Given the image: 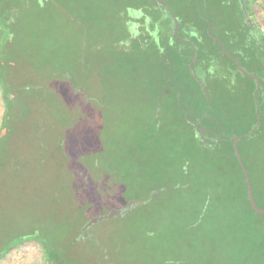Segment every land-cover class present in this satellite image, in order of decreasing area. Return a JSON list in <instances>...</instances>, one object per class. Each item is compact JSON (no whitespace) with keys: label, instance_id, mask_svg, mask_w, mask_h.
<instances>
[{"label":"rangeland","instance_id":"1","mask_svg":"<svg viewBox=\"0 0 264 264\" xmlns=\"http://www.w3.org/2000/svg\"><path fill=\"white\" fill-rule=\"evenodd\" d=\"M79 1L28 0L18 10L20 23L30 29L25 41L30 62L39 70L36 76L33 72L32 93L13 111L19 121L18 144L11 150L10 170L0 171V248L18 235L44 228L58 241V248L70 246V264H160L161 258L192 264L188 253L195 244L189 241V229L197 224L203 205V182L215 180L221 193L228 179L215 173L213 161L230 168L233 193L241 189L233 160L211 157L199 145L194 123L212 118L207 113L202 118L195 109L198 103L205 111L204 92L187 75L191 84L179 94L160 90L156 56L149 65L141 57L119 59L118 50L127 43L120 38L114 42L107 17L94 14L92 18L100 16L97 29L89 41L85 39L81 23L85 13ZM166 1L182 25L202 33L203 20H210L215 38H222L213 1L202 0L199 12L194 0ZM256 21L249 18L257 27ZM169 23L165 19V25ZM196 38L201 56L217 49L208 36ZM186 62L176 61L181 75L185 70L179 67ZM21 64L12 71V86L25 81ZM245 66L252 74V67ZM194 74L214 96L205 65L196 66ZM216 76L214 82L223 87L227 104L222 111L214 110L213 118L225 123L223 133L243 132L253 119L250 97L244 95L252 82L234 69ZM0 108L5 114L1 90ZM243 145L252 149L245 157L264 199V132ZM182 168L187 174H181ZM180 181L186 185L177 189ZM148 194L152 199L143 204ZM136 201L142 205L133 204L125 214L91 225ZM221 209L214 206L213 211ZM205 236L209 243L218 239L210 232ZM44 250L43 243L26 240L7 252L0 264H43Z\"/></svg>","mask_w":264,"mask_h":264},{"label":"trees","instance_id":"2","mask_svg":"<svg viewBox=\"0 0 264 264\" xmlns=\"http://www.w3.org/2000/svg\"><path fill=\"white\" fill-rule=\"evenodd\" d=\"M27 1L28 0H0V90L5 101V114L0 128V171L10 170L9 162L14 158L11 150L18 142L16 141L18 138L16 134L18 132L16 131L19 129V121L13 115V111L18 107L17 102L21 103L19 100L24 99L26 95L32 93L33 88L31 86L34 85L32 82L33 74L39 70L30 62L26 50L25 41L28 35H31L30 29L26 22L20 23V19L18 18V10ZM129 1L130 0L79 1V3L82 4L81 11L86 15L81 17L85 39H88V41L90 40L93 30L97 29L96 26L99 23L100 16L97 18L92 17L96 14H100L108 18V24H112L114 42L120 38L122 42L126 41L125 43H127L123 45V49L118 50L119 59L132 61L136 57H141L145 65H149L151 63L150 61H152V57L156 56V60L159 61L158 64L161 67L159 78L160 86L158 87L160 90L171 92L170 89H172V91L178 92L179 94L180 91L186 88V85L195 83L198 86V90L202 93L204 92L202 102L205 103V111L201 112L202 108L198 103L195 109H200L198 112L200 114L199 116L202 118L205 113H207L206 115L210 114V116L212 114V118H210L208 123H203L204 118L200 122L201 130L203 128L206 129L208 135L212 138V140L207 143L211 145V148L205 146L200 139H198L199 145L211 157H224L227 162L232 159V170H235L236 174L239 176L241 184L239 193L235 195L233 193V186L231 185L232 181H229L231 173L230 171L228 172V170L230 168L227 167L228 170H225L222 163H215V161L212 160L214 162L212 163L215 173L219 176L220 173H222V176L228 179L221 186L223 193L222 191L221 193L218 191L215 180L212 182H203V205L196 218L197 224L189 229L190 234H192L189 241L195 244V248L190 245L188 258L193 260L194 263L192 264H264V215L257 214L251 206L245 174L234 150V137H242L238 143L239 151L249 173L257 205L264 209V199L261 197L262 187L260 186V181L257 176L256 178L253 176L250 169L251 165L248 166L245 157V154L248 155L251 153L252 149L249 148V146L243 145L245 140L254 137L260 132H264V36L261 35L262 32L255 29L256 26L253 25L249 27L246 24L244 11L239 0H209L213 1V6L218 7V17L217 15L215 16L219 21L216 22V28L221 32L222 38H220V41L225 45L226 54H223L222 45L211 38L207 33L209 28L210 34L213 35V25L211 21L203 20L204 29L202 31L217 48H211L214 51L211 52L210 49V51L207 52L209 55L203 57L200 55V51L196 50L197 42H194L195 46H192L191 44L184 45L177 40H174V43L169 40V32L173 31L174 21L170 15L165 18L163 11L167 12V10L164 5L159 4L156 0H150L149 3L140 0L136 5L134 2ZM164 1L168 4L166 0ZM194 1V3H196L195 8L199 12V9L202 10V0ZM246 6L249 11L250 9L247 4ZM63 7L66 9L65 6ZM69 9H71V7ZM220 9L222 10L220 11ZM71 10L67 11L71 12ZM129 11H131V16ZM141 12H143L144 15H140ZM103 13L105 14L103 15ZM149 17L150 20L148 19ZM165 19L170 20L171 23L165 25ZM230 22L235 23V26L230 25ZM183 27H185V25L181 24L179 34L183 30ZM135 28L138 29L135 31L133 30ZM129 29L132 31L130 34L128 33ZM250 29H252L253 32L257 31L258 39L249 32ZM160 35L164 36V39L160 40ZM213 36L216 37L215 35ZM44 37L45 36L42 35L41 38ZM30 38L31 36H29L28 40H30ZM138 38L141 39V41L138 40ZM37 39H40V36ZM142 44H145V47L142 46ZM188 47H190L189 53L186 51ZM186 54L188 55L186 56ZM197 57L198 59H196ZM237 59L241 61V65L244 69H246L245 65L251 66L254 70L252 74L256 75L261 82V87L256 92V97L255 91L257 88V81L244 75L240 71L236 61ZM177 60H187L185 64L179 67L181 70H185V73L182 75L178 71V68L175 69ZM193 60H195V63L191 67ZM19 62H23L20 66L24 68L26 78L22 84L12 86V82H10L12 71ZM211 62H215L217 74H219L220 71H222V73L230 71L232 68V70H236L239 75L243 77L244 81L247 80L252 82V86H250V88L248 87L250 92L249 89L246 91L249 94L244 95L250 97L253 119L249 123V127L243 132L235 130L223 133L222 128L225 127V123L216 121V119L213 118L214 110L222 111L221 109L226 106L227 102L224 98L226 93L221 91L223 87H219L220 85H216L217 82H214L217 76H210V79L213 81L211 84L215 90L213 96V94L211 95L208 93L206 87H202L203 84L194 74L196 66L202 63L203 66L205 65L207 71ZM45 74L48 76L51 75L47 70ZM185 75L190 76L193 82L189 83ZM223 77H219V79L221 80ZM192 91L196 93L195 90ZM259 117V126L253 131ZM251 131L253 132L251 133ZM8 139H10L12 143H10ZM184 165H186L185 162ZM183 173L187 174L184 168L181 170V174ZM183 185L184 184L180 181V185H177V189H182ZM151 196V194H148L143 200V204L149 203L150 199H152ZM140 205H142V203L135 205V207ZM228 205L230 208L226 209L225 207ZM214 206H218V211L222 208L221 211L218 212L214 210L216 211V213H214ZM209 232L216 235L215 237H218L215 242L209 243L211 240L208 241L205 239V235ZM78 233L79 235L81 234V232ZM26 240H35L44 244L45 259L43 264H70L67 262L70 246L65 247V250L58 248V241L54 237H49L47 230L44 228H37L31 232L23 233L9 242L4 241L5 245L0 248V260L7 252L15 247L16 244L18 245ZM183 261L175 263L171 260L168 261L161 258L158 262H161L160 264H187V259H183ZM74 263L78 264L76 262Z\"/></svg>","mask_w":264,"mask_h":264},{"label":"water","instance_id":"3","mask_svg":"<svg viewBox=\"0 0 264 264\" xmlns=\"http://www.w3.org/2000/svg\"><path fill=\"white\" fill-rule=\"evenodd\" d=\"M159 4L161 5H164L166 10L170 13V15L172 16V18L174 19V22H175V34L177 33V29L179 27V24H178V19L176 18V16L174 15V13L172 12L170 6L164 1V0H156ZM241 6H242V9L244 11V16H245V20L248 18V9H247V6H246V2L245 0H239ZM253 35L255 36L256 39H258L257 35L255 33H253ZM195 61L192 62L191 64V67L193 66ZM239 63V69L247 76L249 77H252V78H255L256 81H257V88H256V91H255V97H256V92L260 89L261 87V82L259 81L258 77L256 75H252L250 73H248L247 71L244 70V68L242 67L241 63ZM259 123H260V117H259V120L257 122V125L256 127L253 129V131L259 126ZM196 126V133H197V136L198 138L204 143L205 146H207L208 148H211L210 145L207 144V140H206V137L203 133V131L201 130L199 124H195ZM251 131V133L253 132ZM242 137H239V136H236L234 137V150H235V153H236V156L238 158V161L242 167V170L245 174V178H246V182H247V186H248V196H249V200H250V203H251V206L252 208L254 209V211L257 213V214H260V215H264V209L263 208H260L258 205H257V202L255 200V197H254V191H253V186H252V183H251V180H250V176H249V173L247 171V168L244 164V161L242 159V156H241V153L239 151V146H238V143L239 141L241 140ZM133 204H139L137 201L135 203H130L125 209H121V210H115L113 211L112 214L110 215H107V216H104V217H101V218H98L96 219L94 222L91 223V225L93 223H96V222H99V221H102L104 219H108V218H114L115 216L117 215H121V214H125L126 211L131 207V205ZM88 228V227H87Z\"/></svg>","mask_w":264,"mask_h":264},{"label":"flooded vegetation","instance_id":"4","mask_svg":"<svg viewBox=\"0 0 264 264\" xmlns=\"http://www.w3.org/2000/svg\"><path fill=\"white\" fill-rule=\"evenodd\" d=\"M171 8V7H170ZM171 10H172V8H171ZM164 12V16H165V18L166 17H168L169 15H170V13L167 11V12H165V11H163ZM173 12V11H172ZM175 15V14H174ZM250 15H251V13L248 11V18L246 19V24L250 27V26H253V24L252 23H250L249 22V18H252V17H250ZM171 16V15H170ZM172 17V16H171ZM177 18V17H176ZM173 19V18H172ZM173 21H174V19H173ZM181 22L179 21V19H178V24H179V27H178V29H177V33L175 34V27H176V25H175V22H174V28H173V31L172 32H169V40L170 41H172L173 43H174V40H177V41H179V42H182L184 45H189V44H191L192 46H195V43H194V39L195 40H197V38H196V35L195 36H193L191 33H192V30L194 29V28H192V27H190L188 24H184L185 25V27H183V30H182V32H181V34H179V31H180V24ZM255 29H258L259 30V28L258 27H255ZM161 31H163V30H161ZM195 32L197 33V35H200V34H204V32L202 31V33L199 31V30H197V29H195ZM249 32L250 33H255L256 35L258 34L257 33V31H255V32H253V30L252 29H250L249 30ZM262 32V31H261ZM207 33H208V35L211 37V38H213L215 41H217V42H219L221 45H222V48H223V54H226V50H225V45L220 41V39H217V38H215L212 34H210V30H209V28H208V30H207ZM261 35L262 36H264V33L262 32L261 33ZM160 37V40H162V39H164V36H162V35H160L159 36ZM176 42V41H175ZM198 42V41H197ZM264 42V41H263ZM196 59H198V57L196 58ZM195 61V60H194ZM237 61V64L239 65V63L238 62H240L241 63V61L239 60V59H237L236 60ZM195 63V62H194ZM239 67V66H238ZM231 70H232V68H231ZM241 71V70H240ZM242 72V71H241ZM243 73V72H242ZM244 74V73H243ZM251 74V73H250ZM245 75V74H244ZM253 75V74H252ZM247 76V75H246ZM249 77V76H248ZM250 78H252V77H250ZM252 79H254V80H256L255 78H252ZM195 124H197V123H194V127L196 128V126H195ZM198 124H199V126H200V122H198ZM201 128V127H200ZM202 131H203V133H204V135H205V137H206V140H207V143H209L210 142V140H212V138L208 135V133H207V131H206V129H202ZM207 135H208V137H207ZM209 145V144H208ZM211 146V145H210Z\"/></svg>","mask_w":264,"mask_h":264},{"label":"crops","instance_id":"5","mask_svg":"<svg viewBox=\"0 0 264 264\" xmlns=\"http://www.w3.org/2000/svg\"><path fill=\"white\" fill-rule=\"evenodd\" d=\"M250 9L252 19H256L257 27L264 33V0H245ZM3 112L0 108V127L3 119Z\"/></svg>","mask_w":264,"mask_h":264},{"label":"clouds","instance_id":"6","mask_svg":"<svg viewBox=\"0 0 264 264\" xmlns=\"http://www.w3.org/2000/svg\"><path fill=\"white\" fill-rule=\"evenodd\" d=\"M140 15H144L143 12H141ZM148 19L150 20V17ZM191 34L193 36L197 35V33L195 32V29L192 30V33ZM121 43L123 44L124 42H121ZM207 73L211 77H215L216 76V74H217V66H216L215 62H211L209 64V67L207 69ZM230 86L231 87H234L235 86V80H231L230 81Z\"/></svg>","mask_w":264,"mask_h":264}]
</instances>
